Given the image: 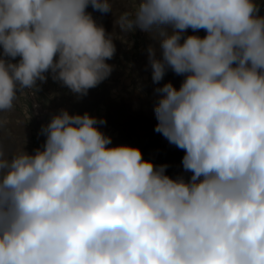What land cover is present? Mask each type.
I'll use <instances>...</instances> for the list:
<instances>
[{
    "label": "clouds",
    "instance_id": "clouds-1",
    "mask_svg": "<svg viewBox=\"0 0 264 264\" xmlns=\"http://www.w3.org/2000/svg\"><path fill=\"white\" fill-rule=\"evenodd\" d=\"M89 6L113 12V0H0V113L48 73L78 98L110 77L123 39ZM114 24L159 42V57L148 48L154 84L169 69L184 77L154 89V131L183 150L191 175L114 145L104 118L61 109L42 126V147H0V264H264L257 0H135Z\"/></svg>",
    "mask_w": 264,
    "mask_h": 264
},
{
    "label": "rangeland",
    "instance_id": "rangeland-1",
    "mask_svg": "<svg viewBox=\"0 0 264 264\" xmlns=\"http://www.w3.org/2000/svg\"><path fill=\"white\" fill-rule=\"evenodd\" d=\"M263 1L257 0V3ZM134 5L135 0H113V12L107 14L93 11L89 6L87 11L92 13L98 24H103L107 33H115L116 37L123 39H114L115 56L106 61L114 66V70L108 79L90 89L87 96L82 98L71 93L60 82L53 81L50 73L46 74L47 82L41 85L36 95L31 90H25L26 94L18 97L10 112L0 113V118L7 121L0 129V147L6 154L11 155L22 149L32 153L34 149L42 147L45 141L42 126L61 109H66L70 114L88 112L97 118H104L106 124L100 126L101 130L112 137L114 145L139 147L144 159L156 165H169L167 175L174 178L183 175L185 179L190 177L191 174L185 173L182 168L183 150L169 144L154 131L158 122L154 113L158 95L154 89L169 81L179 89L184 77L169 69L159 85L152 82L148 48L154 47L159 57V42L139 29L124 36L114 24L116 16L123 11H133ZM187 34L206 35L204 30L193 33L191 29Z\"/></svg>",
    "mask_w": 264,
    "mask_h": 264
},
{
    "label": "water",
    "instance_id": "water-1",
    "mask_svg": "<svg viewBox=\"0 0 264 264\" xmlns=\"http://www.w3.org/2000/svg\"><path fill=\"white\" fill-rule=\"evenodd\" d=\"M259 5H260V14L264 15V1L261 2Z\"/></svg>",
    "mask_w": 264,
    "mask_h": 264
}]
</instances>
